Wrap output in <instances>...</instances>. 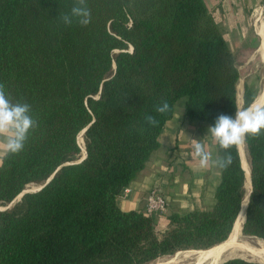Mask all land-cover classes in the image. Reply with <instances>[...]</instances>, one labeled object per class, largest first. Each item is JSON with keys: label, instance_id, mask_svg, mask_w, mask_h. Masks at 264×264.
<instances>
[{"label": "trees", "instance_id": "trees-1", "mask_svg": "<svg viewBox=\"0 0 264 264\" xmlns=\"http://www.w3.org/2000/svg\"><path fill=\"white\" fill-rule=\"evenodd\" d=\"M85 2L91 20L81 26L61 20L75 0H0V85L36 121L23 150L0 166V264H151L223 243L245 197L237 145L216 143L218 159L231 164L219 168L211 210L168 202L163 233L156 217L116 202L159 147L177 104L208 127L239 111L240 74L219 27L203 0ZM254 98L245 87L242 109ZM164 101L169 109L159 114ZM244 145L251 190L242 233L264 241V131ZM249 261L223 264H261Z\"/></svg>", "mask_w": 264, "mask_h": 264}, {"label": "crops", "instance_id": "crops-1", "mask_svg": "<svg viewBox=\"0 0 264 264\" xmlns=\"http://www.w3.org/2000/svg\"><path fill=\"white\" fill-rule=\"evenodd\" d=\"M203 1L232 53L247 47L252 40L250 17L262 6L263 0ZM254 33L259 37L257 31ZM261 42L259 37V44L248 56L246 66L257 60L264 68V59L259 54ZM260 93H263L264 103V76L254 101ZM208 128L203 123L184 117L183 106L177 104L172 118L159 135V147L125 189L128 191L118 196V207L122 211H142L148 192L157 186L163 189L169 205L179 211L211 210L215 203V190L221 180L219 167L210 164L207 168H200L198 159L193 155L192 143V140H199L213 160H218L216 141L208 134ZM167 226L166 220V225L162 222L159 227L167 229Z\"/></svg>", "mask_w": 264, "mask_h": 264}, {"label": "clouds", "instance_id": "clouds-1", "mask_svg": "<svg viewBox=\"0 0 264 264\" xmlns=\"http://www.w3.org/2000/svg\"><path fill=\"white\" fill-rule=\"evenodd\" d=\"M66 25L74 21L81 26L90 23L91 13L85 0H75L69 13L61 16ZM169 105L166 101L157 105L156 112H167ZM149 125L155 123L152 116L145 117ZM36 126V121L30 115V105L26 103H12L6 96L3 85H0V166L8 155H15L24 148L28 133ZM264 131V103L253 104L247 109L235 111L234 116L219 115L215 123L208 128L210 134L221 150L239 145L247 136H257ZM193 155L198 159L200 168H207L215 164L220 169H226L231 164L230 156L213 160L210 152L205 151L199 140H192Z\"/></svg>", "mask_w": 264, "mask_h": 264}, {"label": "bare ground", "instance_id": "bare-ground-1", "mask_svg": "<svg viewBox=\"0 0 264 264\" xmlns=\"http://www.w3.org/2000/svg\"><path fill=\"white\" fill-rule=\"evenodd\" d=\"M255 20L258 23L257 34L259 35L260 40L262 41L260 44L261 46L259 47V54L264 59V22L260 23V14H258L256 16ZM254 27H256V26H254ZM262 99H263V93H260L257 96V98L255 99V101L253 102V104L262 103ZM79 143L81 145V138L79 139ZM244 146H245L244 143L237 145V149H238L240 159H241V166H242V169L244 170L245 175H246L245 197H244V200H243L242 205H241V211L238 215V218L234 224V228H233L229 238L226 241H224L223 243L216 245V246H214L210 249H207V250L178 251L175 254L168 256L167 258L158 260L155 264H180L181 262H183L184 260H186L190 257L194 258L192 264H204V263H206V264H219L223 260V258H225V257H226L225 259H227L229 257H231V258L232 257L243 258V256L245 254H249V255L255 257L261 264H264V241H262L260 239H256L258 247H255L253 245H249L248 243H245V242H242L241 240H239L241 238V236H240L241 226H242V223L244 221V211H245L244 208H245V205L247 202V195H248V192L250 189L249 177H248L249 165L247 163V159H246L247 154H245V147ZM247 246H249V247H247ZM245 247H247L248 250L245 249ZM225 250H228V252H224ZM233 250H237L239 254L237 252H233Z\"/></svg>", "mask_w": 264, "mask_h": 264}, {"label": "rangeland", "instance_id": "rangeland-1", "mask_svg": "<svg viewBox=\"0 0 264 264\" xmlns=\"http://www.w3.org/2000/svg\"><path fill=\"white\" fill-rule=\"evenodd\" d=\"M258 14H260V23L264 22V5L263 4H262V6H260V8L256 9L255 12L253 11L252 15L250 17V20H251L250 21V23H251L250 24V28H251V31H252V40L248 43L247 47H244V48L242 47V49L240 48L239 51L238 50L237 51L234 50V56L236 58V65H237L238 71L240 73V78H239V81H238V84H237V101H238V105H239V110H243L242 109V106H243V93H244L245 87H248L249 89H251L254 92L255 96H256L258 94L259 90H260V87H261V84H262V79H263V76H264V68L262 66H260V64H259V62L257 60L253 61L252 62L253 64H248L246 66L247 60H249L248 56H250L252 50H255V48L259 44V37L254 33V31H257L258 23H257V21L255 19H256V16ZM254 26H256V27H254ZM37 187H38L37 185L32 184V185H29L28 187H26L25 190L26 191H33V190L37 189ZM168 215H169V209H168V211H167V213L165 215L158 216V217L155 218V220H156V229H157L158 232L163 233V232L166 231V229H165L166 227L165 228H163V227L161 228L159 226H160V223H162V222H164L165 225H166V216H168ZM247 241H249L253 246L258 247L256 239H250V240H247ZM247 247H249V246H247ZM247 247H245V249H247ZM167 257L168 256L161 257V258L155 260L154 262H152L151 264H155L158 260H161V259H164V258H167ZM243 259L259 262L255 257H253V256H251L249 254H245L243 256ZM193 260H194L193 257H190V258L184 260L183 262H181L180 264H192Z\"/></svg>", "mask_w": 264, "mask_h": 264}, {"label": "built area", "instance_id": "built-area-1", "mask_svg": "<svg viewBox=\"0 0 264 264\" xmlns=\"http://www.w3.org/2000/svg\"><path fill=\"white\" fill-rule=\"evenodd\" d=\"M127 191L128 190H124L123 193H126ZM167 211L168 199L165 196L163 189L157 186L152 187L145 198L144 208L142 210L143 214L146 217H158L165 215Z\"/></svg>", "mask_w": 264, "mask_h": 264}, {"label": "water", "instance_id": "water-1", "mask_svg": "<svg viewBox=\"0 0 264 264\" xmlns=\"http://www.w3.org/2000/svg\"><path fill=\"white\" fill-rule=\"evenodd\" d=\"M83 133H84V131L81 133V136H80V138H81V144H82V146L84 147V143H83V138H82V135H83ZM244 143V142H243ZM85 150L83 149V156L81 157V159H79L78 161H77V163H79V162H81L84 158H85ZM68 165V164H67ZM249 173V172H248ZM53 176H54V174L44 183V184H42V185H40V186H38L37 187V189H35V190H33V191H26V190H24L16 199H15V201H13L10 205H9V207L10 206H12L15 202H17L18 200H20L21 199V197L24 195V194H26V193H30V192H36V191H38V190H40V189H42L46 184H48L49 183V181L53 178ZM248 177H249V184H250V174H248ZM250 190H251V184H250V189H249V192H248V195H247V202H248V198H249V193H250ZM247 202H246V205H245V208H244V210L246 209V206H247ZM242 205V204H241ZM8 208V207H7ZM5 210V209H4ZM240 211H241V207H240ZM240 211H239V213H240ZM239 215V214H238ZM237 218H238V216H237ZM237 218H236V220H237ZM236 220H235V222H236ZM244 220H245V211H244ZM243 223H244V221H243ZM243 223H242V225H243ZM235 224V223H234ZM233 228H234V225H233ZM233 228H232V230H233ZM232 230H231V232H232ZM231 232H230V234H231ZM230 234H229V236H230ZM229 236H228V238H229ZM240 236H241V238L239 239V240H241L242 242H245V243H248L249 245H252V244H250V242L249 241H247V240H250V239H258V238H255V237H249V236H243V234H242V226H241V231H240ZM227 238V239H228ZM226 239V240H227ZM225 240V241H226ZM263 241V240H262ZM221 244V243H220ZM219 245V244H218ZM212 248V247H211ZM210 249V248H209ZM224 252H228V250H225ZM233 252H237L238 253V251L237 250H233ZM236 253V254H237ZM224 254V253H223ZM239 254V253H238ZM228 257V256H227ZM226 258V257H225ZM225 258H223V260L219 263V264H223L224 262H226V261H228V260H231V259H236V258H240V259H243V258H241V257H229V258H227V259H225ZM194 259V258H193ZM204 264H206V263H204Z\"/></svg>", "mask_w": 264, "mask_h": 264}]
</instances>
